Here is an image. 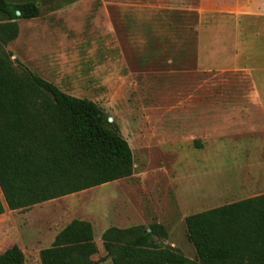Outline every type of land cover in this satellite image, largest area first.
<instances>
[{
    "label": "rangeland",
    "instance_id": "374dc122",
    "mask_svg": "<svg viewBox=\"0 0 264 264\" xmlns=\"http://www.w3.org/2000/svg\"><path fill=\"white\" fill-rule=\"evenodd\" d=\"M31 1L39 15L18 19V34L5 49L63 91L97 103L128 141L134 166L126 178L25 209L5 208L0 252L16 243L25 264H41L40 250L78 218L92 224L95 259L106 253V228L146 227L152 221L167 230L165 238H155L157 245L196 258L184 216L246 198L240 181L247 172L264 183V71L254 83L242 61L238 67L226 60L223 67L218 60L221 47L236 39L227 27L234 21L224 26L215 19L214 41L222 46L214 52V66L206 67L211 37L199 35L189 24L193 20H178L181 13L159 11L164 3L173 5L168 0ZM5 19L0 13V21ZM238 36L239 43L255 42ZM225 53L224 59L236 55ZM253 92L262 98L256 106L247 98ZM97 264L113 263L105 258Z\"/></svg>",
    "mask_w": 264,
    "mask_h": 264
},
{
    "label": "trees",
    "instance_id": "16d2710c",
    "mask_svg": "<svg viewBox=\"0 0 264 264\" xmlns=\"http://www.w3.org/2000/svg\"><path fill=\"white\" fill-rule=\"evenodd\" d=\"M18 11V13H16ZM0 213L25 209L133 173L128 141L94 101L74 96L11 58L5 46L18 34L17 20L37 17L35 1L0 0ZM196 258L159 246L164 225L110 226L98 248L92 224L74 218L39 252L41 264H264V192L184 216ZM0 264H25L13 243Z\"/></svg>",
    "mask_w": 264,
    "mask_h": 264
},
{
    "label": "crops",
    "instance_id": "0c3cea01",
    "mask_svg": "<svg viewBox=\"0 0 264 264\" xmlns=\"http://www.w3.org/2000/svg\"><path fill=\"white\" fill-rule=\"evenodd\" d=\"M167 2L173 5L170 7L159 0V3L163 4V6L159 7L161 8L159 11L174 10L181 13L182 16L178 20H183L185 22L193 20V22L190 21L191 23L189 24L196 28L199 35L211 37L209 40L210 43H208L209 45L205 48L206 67L214 66V52L222 46L217 44V40L214 41V37L219 35V28L218 24L215 23V19L220 20L224 26H226L225 21L232 19L235 24L232 26L228 24L227 27L230 32L229 36L233 37L235 33L236 39H231V46L221 47L220 52L222 58L226 56L225 52H235L236 55L234 57L231 56V59L219 58L218 60L222 61L221 66L223 67L226 60L229 62L234 61L233 65L238 67L240 66L239 61H242L245 65L240 67L243 68L245 72L249 73V75L253 77L252 81L256 83L255 79L261 77L260 73L264 71V29L261 28L264 27V0H168ZM187 14H189L191 18L187 19ZM243 22H245V24ZM221 28L222 31H225L223 26ZM232 28H234V32L230 30ZM250 28L252 32H249ZM221 34L224 35V33ZM238 35H241L244 41H249L245 38V36L248 35L252 37L255 42L239 43V41H237ZM224 37L221 39L223 42L226 40ZM247 96V98L255 101V106L262 100L258 92H253L251 95L249 93ZM245 122L250 127H253L251 118L246 117ZM247 144L249 145H245V148H250V143ZM260 144L261 141L256 143L255 147L261 146ZM246 161H250V159L246 158ZM249 165L255 164L251 161ZM252 173L253 172H247L240 181V187L245 190L244 193H246L247 197L264 192L263 186H261L264 183L258 181L260 179L257 177V174Z\"/></svg>",
    "mask_w": 264,
    "mask_h": 264
},
{
    "label": "water",
    "instance_id": "95a60500",
    "mask_svg": "<svg viewBox=\"0 0 264 264\" xmlns=\"http://www.w3.org/2000/svg\"><path fill=\"white\" fill-rule=\"evenodd\" d=\"M16 13H18V11Z\"/></svg>",
    "mask_w": 264,
    "mask_h": 264
}]
</instances>
